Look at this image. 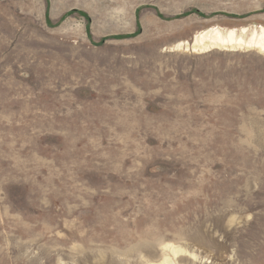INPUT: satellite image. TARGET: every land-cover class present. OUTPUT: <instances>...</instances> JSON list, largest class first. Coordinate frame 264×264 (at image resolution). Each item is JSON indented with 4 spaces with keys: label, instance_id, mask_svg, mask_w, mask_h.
I'll return each instance as SVG.
<instances>
[{
    "label": "rangeland",
    "instance_id": "obj_1",
    "mask_svg": "<svg viewBox=\"0 0 264 264\" xmlns=\"http://www.w3.org/2000/svg\"><path fill=\"white\" fill-rule=\"evenodd\" d=\"M264 0H0V264H264Z\"/></svg>",
    "mask_w": 264,
    "mask_h": 264
},
{
    "label": "bare ground",
    "instance_id": "obj_2",
    "mask_svg": "<svg viewBox=\"0 0 264 264\" xmlns=\"http://www.w3.org/2000/svg\"><path fill=\"white\" fill-rule=\"evenodd\" d=\"M247 29L221 30L210 28L197 33L190 42L179 43L176 48L193 53L209 51L212 49L236 50L251 49L264 52V28L256 27L249 34Z\"/></svg>",
    "mask_w": 264,
    "mask_h": 264
}]
</instances>
